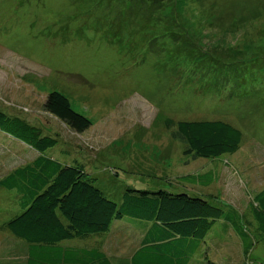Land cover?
<instances>
[{
    "label": "rangeland",
    "instance_id": "obj_1",
    "mask_svg": "<svg viewBox=\"0 0 264 264\" xmlns=\"http://www.w3.org/2000/svg\"><path fill=\"white\" fill-rule=\"evenodd\" d=\"M135 1L0 0V111L57 139L44 156L79 162L117 204L127 188L172 189L238 213L255 238L248 255L233 230L217 234L223 225L216 222L191 264H205L206 257L215 264H264V236L256 235L250 212L264 188V0H147L151 8ZM241 47H247L241 63L256 56L257 63L253 58L234 76L225 67L211 70L217 64L210 55L230 58ZM53 91L89 119L86 132H73L43 110ZM158 113L176 122L230 123L242 133L241 147L192 160L170 131L152 125ZM0 146V179L10 172L7 163L21 166L35 156L1 132ZM206 172L214 175L209 187L180 179ZM17 196L0 188V227L20 209ZM134 221H114L105 236L104 252L114 264L141 238L131 229L118 236L115 225ZM95 238L68 243L83 246ZM12 239L0 229V264L24 260L23 253L15 259Z\"/></svg>",
    "mask_w": 264,
    "mask_h": 264
},
{
    "label": "trees",
    "instance_id": "obj_2",
    "mask_svg": "<svg viewBox=\"0 0 264 264\" xmlns=\"http://www.w3.org/2000/svg\"><path fill=\"white\" fill-rule=\"evenodd\" d=\"M138 1L151 8L147 0L135 2ZM246 48L241 47L236 56L235 53L230 58L225 56L227 60L218 54L210 55L217 64L211 66V70L225 67V73L230 71L234 76L237 68L247 66L253 58L257 63V56L241 63L240 53ZM244 53L250 56V53ZM207 70L205 68V72ZM262 73L264 76V70ZM261 81L259 86L262 87L264 81ZM43 110L77 134L86 132L91 126L89 119L73 110L66 96L59 92L53 91L46 96ZM152 122V125L160 123L170 131V139L181 142L183 155L192 160L232 155L241 147L240 130L221 120L176 122L158 113ZM0 132L34 150L37 155L30 164L11 170L0 179V188L18 194L17 204L21 212L19 209L0 229L15 238L12 239V245L18 248L15 259H20L23 253L22 264H114L104 252L105 236L111 232L114 221L125 218L135 221L115 225L116 235L131 229L141 238L137 248L119 260L120 264H191L201 242L204 243L216 222L223 225L217 234L227 235L230 229L234 231L243 254L248 255L252 249V239L255 241V238L246 230V223L241 225L240 215L223 211L207 197H193L172 189L127 188L122 192L121 203L117 204L95 186V180L78 165L79 162L67 165L54 157L44 156L47 150L57 145V139L43 136L39 128L2 111ZM180 179L191 186L209 187L214 182V175L206 172ZM250 212L255 233L262 238L264 188L254 195ZM93 236H96L95 240L87 245L70 246L68 243ZM205 264L215 263L206 257Z\"/></svg>",
    "mask_w": 264,
    "mask_h": 264
},
{
    "label": "crops",
    "instance_id": "obj_3",
    "mask_svg": "<svg viewBox=\"0 0 264 264\" xmlns=\"http://www.w3.org/2000/svg\"><path fill=\"white\" fill-rule=\"evenodd\" d=\"M2 134H4L3 132H1ZM9 137V136H8ZM10 139H12V140H14L13 138H11L10 137ZM14 141H16V140H14ZM19 143V142H18ZM20 145H22L21 143H19ZM22 146H24V145H22ZM26 147V146H25ZM29 149V148H28ZM31 150V149H30ZM2 151H4V148L2 147V146H0V155L2 154ZM35 154V156H34V158L30 161V162H32V161H34L36 158H37V155H36V153H34ZM30 162L29 163H27V164H30ZM19 163H17V164H11V163H7L6 165H10L11 166V168H10V170L9 171H11V170H14V169H16V168H21V167H23L24 165H21V166H19L18 165ZM26 165V164H25ZM7 173H9V172H6L4 175L6 176L7 175ZM13 193V192H12Z\"/></svg>",
    "mask_w": 264,
    "mask_h": 264
}]
</instances>
